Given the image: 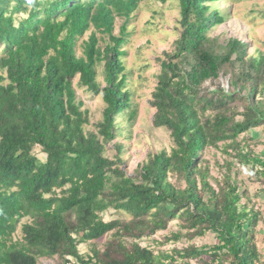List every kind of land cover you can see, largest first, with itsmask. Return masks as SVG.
I'll list each match as a JSON object with an SVG mask.
<instances>
[{
  "label": "trees",
  "instance_id": "obj_1",
  "mask_svg": "<svg viewBox=\"0 0 264 264\" xmlns=\"http://www.w3.org/2000/svg\"><path fill=\"white\" fill-rule=\"evenodd\" d=\"M177 1L180 35L172 54H163L151 96L152 125L169 132L172 146L138 165L132 179L121 169L120 146L109 159L104 145L114 140L115 120L129 107L121 58L126 23L139 0H0V264H37L39 258H57L58 264H189L204 256L209 264H260L254 244L260 213L248 206L246 190H239L234 163L224 162L226 172L213 187L200 155L223 143L238 166L264 179V153L244 152L237 142L257 128L264 135V96L258 97L264 56L246 58V45L236 39L215 52L206 34L222 23L210 10L218 0ZM115 19L123 20L116 35ZM87 32L78 57L76 43ZM100 63L103 87L96 80ZM227 65L233 90L201 93L202 84ZM76 77L79 88L101 96L96 133L83 132L88 121L72 86ZM237 95L244 101L241 112ZM35 147L43 163L32 155ZM109 209L129 220L104 222L101 214ZM12 218L28 220L18 242L12 241ZM173 220L180 224L172 241L211 233L216 244L174 255L139 245ZM110 232L113 240L104 252L80 256V244Z\"/></svg>",
  "mask_w": 264,
  "mask_h": 264
},
{
  "label": "rangeland",
  "instance_id": "obj_2",
  "mask_svg": "<svg viewBox=\"0 0 264 264\" xmlns=\"http://www.w3.org/2000/svg\"><path fill=\"white\" fill-rule=\"evenodd\" d=\"M211 11L215 10L222 18V23L212 27L206 34L210 43L214 44L217 53L225 50V45L229 40L236 39L246 45V58L256 57L258 54L264 56V0H218L211 5ZM180 15L177 0H139L136 10L131 14L126 23L127 39L123 46L126 55L121 58L123 66L122 75L125 78L123 91L129 95V107L122 115L115 120V138L112 142L104 145V155L113 159L116 156V147L120 146L118 158L121 162V169L127 177L134 178V171L138 165L146 163L148 158L162 150L169 152L172 143L169 132L163 128H154L152 125L155 110L151 106L152 93L157 83V76L160 73V62L165 60L163 54H172L174 42L180 35ZM123 23L122 19H115L113 34L118 33L119 26ZM89 35L87 32L80 38L75 47L76 56L82 53V42ZM103 38L104 41L107 38ZM103 48L104 43L98 44ZM1 50V48H0ZM103 63L96 66L97 82L103 83ZM234 72V71H233ZM231 73V74H230ZM236 73V72H235ZM229 65L222 68L219 77L202 84L201 93L207 91L224 89L232 91L229 86V79L232 76ZM264 75V74H263ZM76 100L82 102L81 111L87 114V125L83 126V132L96 133L97 124L101 120V113L104 105L101 96H92L77 85V77L72 80ZM243 95V94H241ZM241 95H237L235 105L237 112H241L244 101L238 100ZM264 96L262 88L259 98ZM133 113L130 119L128 113ZM208 115V113H206ZM237 120L239 117L236 118ZM237 142L243 151H250L254 155L262 156L264 153V135L261 128L251 130L237 138ZM223 143H219L217 148H207L200 155V164L208 166L209 184L215 187L226 172L224 162H233L234 168L231 174L237 176L239 190H246L248 195V206L259 211L261 222L256 228L254 244L260 254V264H264V179H256L254 170L249 167L238 166L236 161L223 152ZM232 154V151H228ZM32 155L41 163L45 156L40 149H32ZM253 176L252 178H250ZM170 181L173 179L170 177ZM178 187L183 184L176 183ZM239 191V192H240ZM246 202L245 199L241 203ZM104 222L119 220L126 222L129 217L121 212L107 210L101 214ZM28 222L23 219L16 223V232L12 236V241L21 240L20 227ZM180 221H169L164 230L156 231L151 235L143 237L138 241L141 247H147L154 254L166 253L173 254L174 251L184 250L189 247L210 248L216 244L211 233H206L203 237L191 240L181 237L178 241H172L171 235L179 231ZM182 234L184 231H181ZM112 232L107 233L103 238L80 244L77 251L85 260L92 256L93 252H104L108 243L112 242ZM102 254V253H101ZM174 255V254H173ZM176 258V256H174ZM70 260V264H78ZM181 261L175 259L173 264ZM57 258L37 259V264H58ZM189 264H209L208 257H202L201 261L189 260Z\"/></svg>",
  "mask_w": 264,
  "mask_h": 264
},
{
  "label": "water",
  "instance_id": "obj_3",
  "mask_svg": "<svg viewBox=\"0 0 264 264\" xmlns=\"http://www.w3.org/2000/svg\"><path fill=\"white\" fill-rule=\"evenodd\" d=\"M15 221H16V219L12 218V219L10 220L9 225H10V226H13V225L15 224Z\"/></svg>",
  "mask_w": 264,
  "mask_h": 264
}]
</instances>
